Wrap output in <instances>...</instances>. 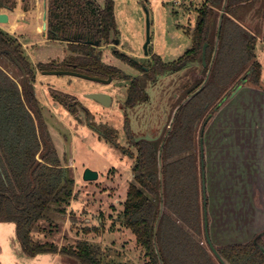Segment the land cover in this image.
<instances>
[{
	"label": "trees",
	"instance_id": "1",
	"mask_svg": "<svg viewBox=\"0 0 264 264\" xmlns=\"http://www.w3.org/2000/svg\"><path fill=\"white\" fill-rule=\"evenodd\" d=\"M255 1L228 0L214 62L219 17L225 0H205L198 10L193 31H188L193 45L177 62L168 64L155 56L147 71L138 68L141 76L132 79L124 75L131 81L124 101V106L130 108L146 100L147 86L174 72L176 66L188 65L174 88L177 101L169 105L170 117L159 140L130 142V147L137 150L132 165L134 178L124 209L112 225L113 231L121 228L132 232L146 264H161L155 245L164 264H264V233L245 244L215 247L224 263L211 250L204 224L201 164L202 133L208 120L244 82L262 86V65L256 55L258 36L244 25L243 13L238 10ZM48 27L61 36L78 32L94 41L108 43L111 35L117 33L114 1L108 0L101 10L95 7L94 0H48ZM50 38L55 36L51 33ZM205 44H208L206 66L202 60ZM70 49L77 56L67 62L75 65L77 71L90 75L122 73L118 68L104 65L102 53L94 46L80 42L72 44ZM0 56L11 60L19 69L14 71L0 60V221L16 225L17 239L26 256L55 254L58 248L54 244L36 243L32 232L39 223L49 222L52 212L66 213L75 196V180L69 164L62 161L64 158L51 146L46 128L43 129V110L32 83L35 67L25 57L18 40L1 29ZM128 62L136 67L131 60ZM36 68L44 70V64ZM209 70L211 75L205 88L180 107L201 87ZM54 97L58 100V96ZM104 134L110 144L117 146L116 131ZM164 141L161 181L158 156ZM161 188L164 214L155 239ZM97 230L89 227L83 233ZM72 255L83 264H101L97 253L85 242Z\"/></svg>",
	"mask_w": 264,
	"mask_h": 264
},
{
	"label": "rangeland",
	"instance_id": "2",
	"mask_svg": "<svg viewBox=\"0 0 264 264\" xmlns=\"http://www.w3.org/2000/svg\"><path fill=\"white\" fill-rule=\"evenodd\" d=\"M96 1L103 6L106 0ZM113 1L119 34L117 39L120 40V44L108 46L103 43L102 48H97V51L102 53L104 65L115 64L125 74L133 76L139 75V71L133 69L119 56L112 55V50L124 52L128 57L140 61L145 66L152 64L153 53L160 55L166 62H177L193 45L192 36L188 31L190 33L193 31L198 10L205 2V0H181V4H177L179 0ZM144 1L146 6L142 3ZM28 3L32 4L30 11L25 12L19 7L12 15L16 21L26 19L27 27L26 23L22 24L17 35L11 36L21 39L23 37L25 40H22L23 53L36 70L32 83L43 110L45 123L43 129L46 128L45 132L50 137L51 146L56 147L59 156L64 158L62 161L72 167L75 196L66 207V213L52 212L50 221L39 223L32 232L36 243L54 244L58 248V253L29 258L21 251L16 237V225L0 221V264H68L70 258L74 259L72 252H77L78 244L83 242L97 247L101 264H146L145 258L141 257L140 250L135 244L132 232L121 228L113 231L112 227L116 216L124 209L123 204L129 185L134 178L132 165L137 150L129 146L126 129H129L137 139L146 135L147 129L156 136L162 133L170 117V96L178 80L180 81V76H183L184 68L178 69L179 75L172 72L147 86L148 98L131 109L123 110L120 105L124 104L129 85L124 79L119 78L111 85L103 86L65 75H43L36 68L39 63L47 66L56 60L62 62L69 44L64 42L43 44L44 0H27ZM146 9L151 23L149 56L144 54V45L147 41ZM238 10L243 13L245 25L262 38L261 47L264 48L263 0H256ZM22 29L23 32L20 33ZM24 32L29 35L21 36ZM258 57L259 61L260 57L259 59ZM261 59L264 57L261 56ZM0 60L6 67L19 72L18 67L8 58L0 56ZM18 82L21 84L20 78ZM242 86L255 87L249 83ZM100 90H107L106 92L112 94L113 106L110 109L101 108L85 97L87 93ZM53 96H60L58 100L63 102L64 106L53 104ZM177 96L174 93V102L177 101ZM234 97H228L211 119L218 116L223 122L225 121L223 123L225 125L232 114V109L228 108ZM75 104V116L68 114L67 108ZM81 106L90 111L89 119ZM234 106L239 107L237 104ZM225 107L227 112L222 114L221 110ZM209 122L210 120L204 131ZM92 127L108 133L116 131L120 149H130L133 156L122 153L115 145L111 146ZM86 168L98 171L100 178L94 182H85L83 172ZM263 188L264 186L260 184V199L264 197ZM89 227L99 230L89 234L83 233V230ZM233 234L236 233L227 232L222 233L221 236L230 238ZM246 237H250L247 230ZM214 246L219 247L216 244Z\"/></svg>",
	"mask_w": 264,
	"mask_h": 264
},
{
	"label": "crops",
	"instance_id": "3",
	"mask_svg": "<svg viewBox=\"0 0 264 264\" xmlns=\"http://www.w3.org/2000/svg\"><path fill=\"white\" fill-rule=\"evenodd\" d=\"M3 27L16 31L12 22ZM260 38L256 55L262 65L263 85L242 86L229 105L232 114L228 120V116L224 119L226 124L214 116L202 133L203 200H206L210 239L219 247L245 244L264 233V197H259L260 184L264 186V59H261L264 48ZM225 109L221 110L222 114L227 112ZM246 230L250 237L245 238ZM227 232L236 234L230 238L221 236Z\"/></svg>",
	"mask_w": 264,
	"mask_h": 264
},
{
	"label": "flooded vegetation",
	"instance_id": "4",
	"mask_svg": "<svg viewBox=\"0 0 264 264\" xmlns=\"http://www.w3.org/2000/svg\"><path fill=\"white\" fill-rule=\"evenodd\" d=\"M107 1L108 0H106L105 1V4L102 6L99 2H97L96 0H94V5H95V7H97V8H99V9H101V10H103V9H105V7H106V3H107ZM146 2H147V0H146ZM146 2L144 1V2H142L143 4H144V6H146ZM2 6H8L9 8H11V12L9 13L10 14V23L12 22V23H14V26H16V31L15 32H11V31H8V30H6L5 29V27H3V25H0V29L1 30H3V31H5V32H7V33H9L10 35H17V31H19L20 30V28H21V26H22V24H24V23H26V27H27V25H28V23H27V20L26 19H24V20H15V19H13V17H12V15L14 14V12L20 7L21 9H23L25 12H28V11H30L31 10V8H32V4L31 3H28L27 4V0H0V7H2ZM45 10H46V12H47V18H46V29H44V15H43V25H42V28H43V30L45 31V34L43 35L42 34V36H43V41H42V43L43 44H51V43H54V42H64V43H67V44H69V48H68V50H67V54H66V57H64V59L62 60V62H58L57 60L55 61V62H52V63H50L49 65H47V66H45L44 65V70H40V69H38L42 74H43V72H46V71H56V70H70V71H74V72H80V71H77V70H75L74 68L75 67H73V66H75V65H72L71 63H69V62H67L70 58H72V57H75V56H77V54H75V53H73L72 51H71V49H70V46L72 45V44H79L80 42H83V43H85L86 45H91V46H94L95 48H102V46H103V43L102 42H100V41H94V40H92L91 39V36H89V35H87V36H83L81 33H78V32H74V33H68V34H66V35H64V36H61V35H59L57 32H53L51 29H49V27H48V0H44V13H45ZM147 10V9H146ZM2 12H5V10H2ZM148 12V10L146 11V13ZM148 14H149V12H148ZM150 28H151V23H150ZM24 29V28H23ZM23 29L20 31V33L21 32H23ZM147 31H148V26H147ZM117 33L116 34H112L111 35V37H110V40H109V42L108 43H105L106 45H108V46H111V45H119L120 44V40L119 39H117V36H119V34H118V31H116ZM40 33V32H39ZM53 34L54 36H55V38H50V34ZM24 34H28L27 32L25 33H23V34H21V36H23ZM19 35V34H18ZM29 35V34H28ZM151 36V35H150ZM14 38H16L17 40H18V42L23 46L24 45V42L22 41V40H24V38L22 37V39L21 38H19V37H14ZM25 41V40H24ZM89 42H91L92 44H89ZM147 42V41H146ZM97 43H99L98 45H96ZM146 44V43H145ZM151 44V43H150ZM145 46V45H144ZM150 46V45H149ZM149 47H148V54H146V52H145V49H144V54H145V56H149ZM66 50V49H65ZM112 55H117V56H119V58L120 59H122L123 61H126L128 64H130L128 61L129 60H131L135 65H136V67H132L133 69H137L138 70V68H143V69H145L146 71L149 69V67L150 66H152L153 65V63H154V57L155 56H159L160 57V55H158V54H156V53H153V55H151V57H152V64L150 65V66H145V65H143V64H141V62L140 61H138V60H136V59H133V58H130V57H128L126 54H124V52H118L117 50H112ZM125 57L127 58V60H125ZM161 58V57H160ZM162 59V58H161ZM163 60V59H162ZM163 62H165V63H168V64H171V63H174V62H166L165 60H163ZM39 64H41V63H39ZM108 66H111V67H115V68H118L119 69V67L117 66V65H115V64H111V63H108L107 64ZM131 65V64H130ZM181 66V67H180ZM186 67H188V65L185 63H183V64H180V65H178V66H176L175 68H174V72L175 73H177V72H179V68L180 69H182V68H186ZM122 73H116L115 75H113V74H106V75H90V74H88L87 72L86 73H84V74H87V75H90V76H98V77H100V78H102V79H104V80H108L110 77H112V81L109 83V84H106V83H100L101 85H103V86H107V85H111L112 83H113V81L114 80H116V79H124V80H126V81H128V83H129V85H128V87L130 86V84H131V81L130 80H127V79H125L124 78V75H127V76H131L132 77V79H135V78H137V77H139V76H141L142 75V73L140 72V70H138L139 71V75H137V76H133V75H129V74H125L121 69H119ZM89 71H91V70H89ZM112 71H114V70H112ZM80 73H83V72H80ZM44 75V74H43ZM69 77H72V76H69ZM74 78H76V77H74ZM101 91V90H100ZM107 90H103V92H106ZM106 93H108V94H110L111 96H112V94L110 93V92H106ZM173 95H174V92H173V94L170 96V98H171V102H170V99H169V105H170V103H172V101L174 102V100H173ZM58 97H60V96H58ZM147 98H148V96H147ZM146 98V99H147ZM52 102L53 103H55V104H57V105H59V107L60 106H64V104H63V102H61L60 100H57L54 96H53V98H52ZM76 103H77V101H76ZM71 105V104H70ZM82 105V104H81ZM97 105V104H96ZM99 106V105H98ZM112 106H113V104H112ZM111 106V107H112ZM75 107H76V104H75V106H73V107H68L67 108V111H68V113H70V114H72V115H74L75 116ZM82 108H83V111L86 113V115H87V117H88V119H89V116H90V111L86 108V107H84V106H81ZM101 107V106H100ZM110 107V108H111ZM135 107V106H134ZM101 108H103V107H101ZM110 108H108V109H110ZM120 108H122L123 110L124 109H131V108H133V107H126V106H124V104H121L120 105ZM105 109H107V108H105ZM151 127V126H150ZM130 128V127H129ZM92 129H94L93 127H92ZM95 130V132L99 135V136H102V138H105L106 139V135L104 134V132L103 131H101V130H99V129H94ZM126 132H127V136H126V138H127V140H128V142H129V146H130V142H131V140H135V142H136V139L137 138H135V136H133L131 133H130V131H129V129H126ZM147 134L149 135V136H153V137H156V134H153V132H151L150 130H148L147 129ZM138 143V142H137ZM110 144V143H109ZM111 146H113L112 144H110ZM114 147V146H113ZM118 149H120V147H119V145L117 144V146H116ZM121 150V149H120ZM121 152L122 153H124V154H126V155H129L130 157H132L133 155H132V153H131V151H130V149H127V148H125V149H123V150H121ZM58 153H59V151H58ZM81 243H79L78 244V246L80 245ZM88 244V243H87ZM88 247H90L91 249H92V251H95L96 253H97V256H98V260L100 261V259H99V250L97 249V247H95V246H92V245H90V244H88ZM71 259V261L68 263V264H83V263H81L80 261H78L76 258H70Z\"/></svg>",
	"mask_w": 264,
	"mask_h": 264
},
{
	"label": "water",
	"instance_id": "5",
	"mask_svg": "<svg viewBox=\"0 0 264 264\" xmlns=\"http://www.w3.org/2000/svg\"><path fill=\"white\" fill-rule=\"evenodd\" d=\"M227 3L228 0H225L220 17H219V23H218V31H217V38H216V46H215V52L213 55V61L216 58V54H217V50H218V44H219V40H220V35H221V29H222V23H223V18L224 15L226 13V7H227ZM2 10H5V12H2ZM11 12V8H9L8 6H2L0 7V25H9L10 24V13ZM46 18H47V12L45 10L44 13V29H46ZM147 26H148V31H147V42L144 46L145 52L146 54H148V47L151 43V36H150V15L147 12ZM89 44H92L91 42H89ZM99 43H97L96 45H98ZM207 47L208 44L204 45L203 48V65L206 66V51H207ZM213 63L211 64L212 67ZM44 75H65V76H72V77H76V78H80L92 83H106L109 84L112 81V77H110L108 80H104L98 76H90L84 73H80V72H74V71H70V70H56V71H46L43 72ZM211 75V70L208 71V74L205 78L204 83L201 85V87L199 89H197L195 92H193L182 104L180 107H182L183 105H185L188 101H190L194 96H196L197 94H199L204 88L206 83L208 82L209 78ZM245 84V82L243 83ZM242 89V85L237 87L235 89V91L231 94V97H234L240 90ZM87 99L91 100L92 102H94L95 104L103 107V108H110L113 104V98L110 94L103 92V91H96V92H90L87 93L85 96ZM180 107H178L172 117V120L170 122V126H169V132L171 131V127L175 121V118L178 114V111L180 109ZM163 132V131H162ZM161 134H158L156 137L153 136H149L148 134L139 137L138 139H136V142H140L142 140H147V141H156L159 140ZM169 133L166 135V138L168 137ZM165 145V141L162 143L161 148H160V152H159V156H158V162H159V168H160V180L162 181L163 179V173H162V167H163V161H162V154H163V148ZM201 151L203 152V145L201 144ZM204 174V173H203ZM100 178V173L96 170H93L91 168H86L83 172V180L85 182H94L97 181ZM203 188H204V194H205V182H203ZM161 198H162V202L160 205V214L158 216L157 222H156V226H155V230H154V237L156 239L157 236V231H158V226L159 223L162 219V216L164 214V202H163V189L161 188ZM204 224H205V231H206V237L209 243V246L211 248V250L213 251V253L219 258V260L222 261L220 255L218 254L214 244L212 243L211 239H210V234L208 231V220H207V209H206V200L204 201ZM263 234V233H262ZM260 234V235H262ZM156 244V243H155ZM156 246V252L157 255L160 259V263L164 264L163 261L161 260V255L159 253L158 247ZM224 263V262H223Z\"/></svg>",
	"mask_w": 264,
	"mask_h": 264
},
{
	"label": "built area",
	"instance_id": "6",
	"mask_svg": "<svg viewBox=\"0 0 264 264\" xmlns=\"http://www.w3.org/2000/svg\"><path fill=\"white\" fill-rule=\"evenodd\" d=\"M177 4H181V0H179V2H177Z\"/></svg>",
	"mask_w": 264,
	"mask_h": 264
}]
</instances>
